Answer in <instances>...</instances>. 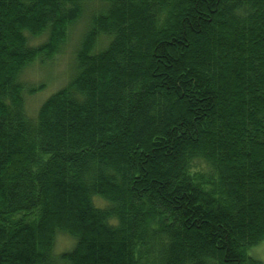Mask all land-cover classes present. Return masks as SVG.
Wrapping results in <instances>:
<instances>
[{
  "label": "trees",
  "instance_id": "trees-1",
  "mask_svg": "<svg viewBox=\"0 0 264 264\" xmlns=\"http://www.w3.org/2000/svg\"><path fill=\"white\" fill-rule=\"evenodd\" d=\"M94 1L0 0V264H264V0H97L30 118L20 74Z\"/></svg>",
  "mask_w": 264,
  "mask_h": 264
},
{
  "label": "rangeland",
  "instance_id": "rangeland-1",
  "mask_svg": "<svg viewBox=\"0 0 264 264\" xmlns=\"http://www.w3.org/2000/svg\"><path fill=\"white\" fill-rule=\"evenodd\" d=\"M106 7L105 3L99 1L89 2L85 6L82 18L71 26L68 39L61 47L60 52L53 59L36 60L27 67L19 77L20 83L25 87L24 97L27 113L30 118H35L40 105L58 90L65 87L76 73V51L79 49L84 34L87 32L91 16L100 12ZM47 35L38 38L29 37L31 45L44 42ZM108 39L105 36L99 37L95 51L106 47ZM44 85V88L36 94L31 95L27 89ZM16 215L14 218H20ZM76 240L67 233L58 232L55 244V253L72 250ZM249 254L264 263V241L252 247Z\"/></svg>",
  "mask_w": 264,
  "mask_h": 264
}]
</instances>
